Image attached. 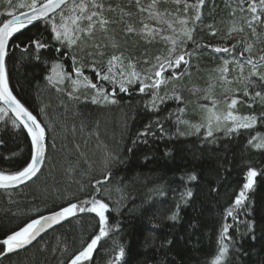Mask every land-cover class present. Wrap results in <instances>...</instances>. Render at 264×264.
Listing matches in <instances>:
<instances>
[{"label": "trees", "instance_id": "16d2710c", "mask_svg": "<svg viewBox=\"0 0 264 264\" xmlns=\"http://www.w3.org/2000/svg\"><path fill=\"white\" fill-rule=\"evenodd\" d=\"M31 2L13 0L14 5ZM99 2L106 9L109 6L113 9L105 11L113 21L108 25L107 37L98 30L95 41L85 38L78 46L63 47L50 36L47 22H40L10 42L6 58L9 83L20 101L46 126L48 154L34 181L17 189H0V240L31 219L96 195L95 181L110 172L109 182L102 186L108 190L103 192V198L110 205L106 213L109 235L101 239L92 258L84 264H112L120 247L125 249V256L116 264H212L226 223L232 225L228 233L232 237L230 264H264V147L256 146L264 139V83L257 77H252L251 82L238 79L241 74L232 63L234 59L244 63L243 76L248 77L252 68L246 58L258 60L264 55V26L257 25L254 35L244 25L250 13L240 11V0H204L198 21L194 19L195 10L189 8L185 28L191 30L192 39H181L186 40L184 49L193 53L192 74L165 84L162 87L165 100L157 102L158 110H153L151 97L138 91L146 81L135 79L128 84L127 92H121L120 85L99 80L96 73L107 70L113 54H123L126 67L114 61L112 71L123 69L142 76L145 69L156 63V57L167 54L171 43L160 37L153 39L144 32L142 21L158 25L148 19L147 12L137 11L134 0ZM150 3L151 0H141L144 7ZM247 4L245 0L243 6L247 8ZM158 7L175 14L178 34L183 28L178 21L185 18L183 3L179 11L173 0H161ZM6 9L12 10L0 0V13ZM25 9L17 8L16 13ZM128 13L132 15L129 17ZM129 25L134 32L127 31ZM213 30L216 35L211 34ZM163 35L173 33L165 31ZM34 36L43 37L49 47L38 53L31 46L27 52L23 51ZM93 43L104 46L100 49L104 55L94 57L95 70L93 57L87 55ZM233 44L237 51L231 54L215 53L208 47ZM248 44L252 45L251 51L240 56ZM58 47L61 51L56 50ZM37 55L39 60L35 58ZM146 60L148 64L144 63ZM224 60H230L227 80L232 83L220 80L217 70ZM58 63L65 73H73L72 79L82 82L74 86L71 80L60 83V78L54 77L49 82L46 77L52 75V68ZM81 64L84 75L98 88L108 92L116 89L117 103L92 102L96 91L83 77L75 76V68ZM259 71L264 73V67ZM213 90L215 93H211ZM245 91L249 95L245 96ZM255 91H260L261 97H256ZM174 92L181 99L170 98ZM233 98L252 103L245 113L256 117L253 128L233 133L223 128L208 137L204 127L189 132L181 124L186 120L181 115L184 106L191 103L205 106L216 100L228 103ZM148 125L154 136L141 135ZM32 151L30 135L21 125L13 127L11 121H0V170L8 174L21 169L30 161ZM249 169H255L257 175L246 193L244 208H236L234 212L239 214L237 222L227 216L226 210L234 206L236 196L247 182ZM188 190L192 192L190 198L183 195ZM174 213L177 218L170 219ZM98 229L94 213H77L29 248L0 256V264H68L70 257L98 234Z\"/></svg>", "mask_w": 264, "mask_h": 264}, {"label": "snow or ice", "instance_id": "6c2138e0", "mask_svg": "<svg viewBox=\"0 0 264 264\" xmlns=\"http://www.w3.org/2000/svg\"><path fill=\"white\" fill-rule=\"evenodd\" d=\"M137 11L139 13H148V19L155 20L158 26H151L149 23L143 22V30L151 38L160 37L165 43H171L172 47L168 48L167 54L161 57H156V63L152 64L148 69H145L142 76L132 71L127 74V83L131 84L132 79L135 78L137 81H143L138 88L141 94H148L151 96V103L153 110H158L156 108L157 101L163 103L165 97L158 94V89L161 85L167 84L170 81L181 80L184 76L189 75L186 71L190 67L192 52H188L184 49L183 45L186 40L181 39V37H186L187 40H191L189 29L182 28L180 33L177 34V30L174 24L177 22L173 17L174 13L169 12L167 9L161 11L158 5L161 0H151L148 7L141 5V0H134ZM173 2L178 6L177 11H179V5L183 3V11L185 14L184 19L178 21L181 25H186L188 23L187 13L189 8L195 10V20H199L201 13L199 9L203 6L204 0H196L195 3L190 4L188 0H173ZM245 0H240V11L250 13L249 18H245L244 25H246L252 33L256 34V26H264V0H248L247 8L244 5ZM4 3L8 8L12 10H5V12L0 13V16L6 17L5 19H0V121L7 123L11 121L13 127L22 125L23 128L31 135V142L34 147V153L30 158V161L23 166L21 169L14 171L12 173L6 174L4 171L0 170V188L8 189L18 187L27 181L32 180L41 171V167L46 158V126H42L41 122L38 120L37 115H34L21 101L13 94L9 87L8 72L6 69V58L9 56L10 47L9 42L13 41V37L17 34H22L25 29L29 26H34L36 22H47L49 25V34L56 42H58L63 47L67 46H78L79 43H84L85 38L90 41H95L96 32L105 33L107 37L108 25L112 23L106 15L105 11H112L113 9L109 6L107 9L102 2L99 0H32L30 4L21 3L19 5H14L13 0H4ZM27 8L28 11H20L16 14V9ZM59 10V11H57ZM235 13L233 12L232 15ZM129 17L131 13L127 14ZM57 16H59V21H57ZM87 21L86 24H83ZM83 24V26H82ZM211 27V26H210ZM243 30V26L239 29ZM128 32H134L135 29L129 25L127 27ZM165 31H170L173 35H163ZM212 35H216L215 30L212 31ZM27 46L23 48V51H28V46L34 48L38 53L42 49L49 47V43L44 42L43 37L34 36L29 38L26 42ZM238 43H240L238 41ZM17 48L21 47L16 45ZM104 47L100 43H93L91 45V50L88 51L87 55L93 57L92 66L95 70V59L96 56H103L104 53L100 49ZM113 47H117L113 44ZM199 47V46H198ZM211 50L215 53H229L237 51L236 44L231 47H212ZM252 45L248 44L244 47V50L239 53L240 56H244L245 52H250ZM57 51H61L58 47ZM71 55V54H70ZM37 60L40 59L39 55L35 57ZM75 63V56L72 57ZM114 61H119L121 67H126L123 64L124 57L123 54L115 55L113 54L108 61L109 67L107 70L101 74L97 72L99 76L104 81L116 80L117 76L120 79L119 90L121 92H127L128 88L125 87L124 79L125 73L123 71L112 74V64ZM148 64L149 61H144ZM230 61L224 60L223 66L218 68L220 74V80L223 83H232V81L227 80L228 64ZM234 66H237L240 71V77L238 79H247L251 82L252 77H257L261 83H264V73L259 71L260 67H264V55L259 56L258 60H253L251 57L246 58V63L252 66V71L249 73L248 77L243 76L244 63L238 59L232 61ZM183 65V68L181 67ZM134 67V66H133ZM83 65L75 68V76L83 77V81L86 82L93 90L96 91L97 96L92 98L93 103H100L101 101L105 103H117L115 99L116 89L113 88L111 92L103 88H98L95 83H92L87 76L84 75L82 71ZM57 69L60 71L57 72ZM52 72L57 74L60 79L58 82L62 83L64 79L72 81L75 86L80 83L78 79H72L73 73H65L63 71L62 64H56L52 68ZM167 73V75H165ZM49 82H52L53 76L49 75L46 77ZM59 90V89H58ZM167 95V94H166ZM244 95H249L248 91L244 92ZM254 95L256 97H261L260 91H255ZM69 96L72 93L69 92ZM172 99H181L178 92L170 97ZM208 98L207 96L205 97ZM215 101H213V106L215 107ZM237 104V99L233 98L231 103L228 105L229 110L226 116L223 117L224 120H230L231 126H226L225 131L227 133H233L239 131L240 129H251L257 122L255 116H240L235 114L232 109L235 108ZM205 107V106H201ZM209 115L206 120V124L194 126L197 131L200 127L207 128V136H213V123L219 124L221 117L216 116L215 113L209 109ZM9 113L12 115L9 116ZM7 118V119H6ZM157 126L163 131V126L157 122ZM151 125L145 127V131L141 133L142 136H148L149 134L155 135L154 132H150ZM256 137H253L255 139ZM249 143H252L250 140ZM257 147H264V142L256 145ZM257 175L255 169H249L247 172V182L243 184L242 189L236 196L233 204L227 211V216L231 217L233 220L239 222V214L236 212V208H244V202L248 199L246 193L253 186V178ZM111 173L107 172L103 174V179H98L95 181L96 195L86 198L77 203H69L66 207H62L59 211H53L51 214L44 216L41 215L39 218L31 219L30 222L26 223L19 230L12 231L11 234L6 235V238L0 240V256H5L8 253L16 252L20 249L26 248L31 245L33 241L37 240V237L41 236L42 232L47 231V229L53 228L54 225L61 224L62 221L67 220L69 217H74L77 213H94L98 217L99 229L98 234L90 239L84 246L81 247L75 254H73L68 264H84V262L89 261L94 251L96 250L98 243L102 238L109 235V221L106 213L110 210L109 203L105 202L103 198V192L108 191L103 189L102 186L109 182ZM190 179H195V176H190ZM119 191V189H117ZM187 198L192 196V192L188 190L185 194ZM100 197V198H97ZM177 207H179L177 205ZM177 214L174 213L170 219L175 220ZM251 227V224L247 225ZM232 227L230 224H224L222 226L221 235L219 238V248L218 252L214 253V260L212 264H230L229 262V250L232 247L230 243L232 237L228 235L229 229ZM228 241V242H226ZM125 256V249L120 247L118 253L113 260L112 264H116L117 261L121 260Z\"/></svg>", "mask_w": 264, "mask_h": 264}, {"label": "rangeland", "instance_id": "374dc122", "mask_svg": "<svg viewBox=\"0 0 264 264\" xmlns=\"http://www.w3.org/2000/svg\"><path fill=\"white\" fill-rule=\"evenodd\" d=\"M57 21H59V16L57 17ZM183 28H185V25H183ZM180 30L181 29H179V33H180ZM191 61H192V59L190 60V67L186 69V71L188 73H190V74H192V72H191L192 62ZM119 66H121V65H119ZM181 67L183 68V65ZM251 68H252V66H251ZM244 69H246V65H244ZM244 69H243V71H244ZM59 71L60 70L57 69V72H59ZM122 71L125 73V79H124L125 87L128 88V84L129 83H127V78H128L127 74L129 72H127V71H125L123 69H122ZM251 71H252V69H251ZM98 72H100V71H98ZM117 73H119V72H115V70H113L110 75L117 74ZM101 74H103V73H101ZM236 74H238V73H236ZM165 75H167V73ZM52 76L55 79H59L60 78L57 74H55L53 72H52ZM117 77H119V76H117ZM100 79L101 78H99V80ZM120 79L121 78L119 77L116 80H112L111 82L114 83V84L120 85ZM131 79H132V82L135 81V78H131ZM79 81H80V83L82 82L80 79H79ZM166 85L165 84L161 85V87L157 90L158 94L160 96H163L162 87L166 86ZM97 87H99V85H97ZM207 90H209V88H207ZM211 93H215V91L213 90ZM230 100H232V99H230ZM157 102L159 103V101H157ZM215 102H216L215 103V107L213 106V102H210L209 104H205V107H201V106H204V105L194 104V103H191L190 105L188 104V106L187 105L184 106V108H182L181 115L183 116L182 118H185L186 120L185 121H181V124H185V128H187V130L189 132H192V131L196 130V128L194 126L201 125V124H206V120H207V117L209 115V111L208 110L211 109L215 113L216 116H220L221 117V120H220L219 124L213 123V132L218 131L220 129H223L226 126H231L232 122L230 120L226 121V120L223 119V117L226 116L227 111L229 110L228 105L231 103V101H229L227 103L225 101L221 102V101H217L216 100ZM0 106H2V105H0ZM250 106H252V103H249V102L244 101V100H237V104H236L235 108L232 109V111L235 114L240 115V116H252L249 113H245V110H248L249 109L248 107H250ZM204 128L207 130L206 127H204ZM262 142H264V139H262ZM262 142H261V140H259L257 145L262 143Z\"/></svg>", "mask_w": 264, "mask_h": 264}, {"label": "water", "instance_id": "95a60500", "mask_svg": "<svg viewBox=\"0 0 264 264\" xmlns=\"http://www.w3.org/2000/svg\"><path fill=\"white\" fill-rule=\"evenodd\" d=\"M22 11H28V9H25V10H22ZM57 11H59V10H57ZM16 14H19V12H17ZM36 23H40V22H36ZM11 42V41H10ZM10 42H9V45H10ZM7 69V68H6ZM9 87H10V89L12 90V88H11V85H10V83H9ZM12 92H13V90H12ZM13 94L15 95V93L13 92ZM16 96V95H15ZM17 97V96H16ZM18 98V97H17ZM19 99V98H18ZM20 100V99H19ZM22 103V102H21ZM24 104V103H23ZM25 105V104H24ZM26 106V105H25ZM27 107V106H26ZM28 108V107H27ZM29 109V108H28ZM30 110V109H29ZM31 111V110H30ZM32 112V111H31ZM10 115H12L11 113H9ZM34 114V113H33ZM22 126V125H21ZM43 126V125H42ZM23 127V126H22ZM25 129V128H24ZM26 130V129H25ZM27 131V130H26ZM28 133V132H27ZM29 134V133H28ZM30 135V134H29ZM30 138H31V135H30ZM46 145H47V147H46V158H45V161H44V163H43V165H42V167H41V171L37 174V176L36 177H33L32 178V180H30V181H27L26 183H24V184H21V185H19L18 187H14V188H8V189H17V188H20V187H23V186H25V185H27V184H29V183H31L32 181H34L39 175H40V173L42 172V170H43V168H44V166H45V163H46V160H47V154H48V141H47V134H46ZM33 153H34V147H33V151H32V155H33ZM0 189H3V188H0ZM61 209V208H60ZM60 209H58V210H55V211H59ZM53 212V211H52ZM52 212H48V213H45V214H43L44 216H47V215H49V214H51ZM41 216V215H40ZM40 216H38V217H36V218H39ZM71 217H69L67 220H64V221H62V223L61 224H58V225H54V227L53 228H50V229H47V231H45V232H42L41 233V236H39V237H37V240H35V241H33V243L31 244V245H28L26 248H24V249H20V250H18V251H16V252H12V253H8L7 255H11V254H14V253H17V252H20V251H23V250H25V249H27V248H29L30 246H32L34 243H36L43 235H45L46 233H48L49 231H51V230H53V229H55V228H57L58 226H60V225H62L63 223H65V222H67L69 219H70ZM7 255H5V256H7ZM2 257V256H1Z\"/></svg>", "mask_w": 264, "mask_h": 264}]
</instances>
